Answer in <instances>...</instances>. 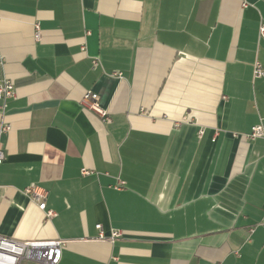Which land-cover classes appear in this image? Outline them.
<instances>
[{
  "label": "crops",
  "instance_id": "1",
  "mask_svg": "<svg viewBox=\"0 0 264 264\" xmlns=\"http://www.w3.org/2000/svg\"><path fill=\"white\" fill-rule=\"evenodd\" d=\"M262 22L264 0H0V234L67 240L57 264H264Z\"/></svg>",
  "mask_w": 264,
  "mask_h": 264
},
{
  "label": "built area",
  "instance_id": "2",
  "mask_svg": "<svg viewBox=\"0 0 264 264\" xmlns=\"http://www.w3.org/2000/svg\"><path fill=\"white\" fill-rule=\"evenodd\" d=\"M38 29L36 37H40L39 25H36ZM260 38L264 40V22L259 27ZM0 60V64H1ZM98 58L93 59V65H99ZM254 77L264 78V67L261 62L257 61L254 64L253 69ZM115 74H121L116 72ZM16 96V87L12 79L0 74V100L5 101L9 98ZM82 103L91 110H94L99 114L104 122L111 120L109 112L104 109L98 99V95L92 91H87L83 98ZM11 129L9 124H2L0 127V135ZM251 140L264 137V125L262 123L255 124L251 132L248 134ZM6 153L4 148L0 145V164L5 160ZM83 174L91 173L87 168L82 169ZM24 192L37 202L40 209L45 210L47 216L55 215L52 209L47 208V198L49 192L47 189L32 184L26 186ZM100 229L99 239H108L114 241L121 236V232L113 230L110 236H106L101 224H97ZM67 240L62 239H28L21 240L14 237L4 236L0 234V264H24L29 262L31 264H57L61 255L62 247L66 244Z\"/></svg>",
  "mask_w": 264,
  "mask_h": 264
},
{
  "label": "rangeland",
  "instance_id": "3",
  "mask_svg": "<svg viewBox=\"0 0 264 264\" xmlns=\"http://www.w3.org/2000/svg\"><path fill=\"white\" fill-rule=\"evenodd\" d=\"M25 264H30V263H28V262H25Z\"/></svg>",
  "mask_w": 264,
  "mask_h": 264
}]
</instances>
